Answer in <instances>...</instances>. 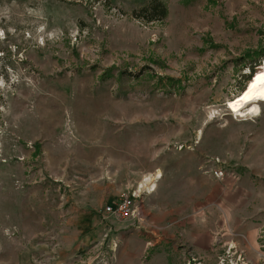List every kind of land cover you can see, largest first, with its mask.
Instances as JSON below:
<instances>
[{"label":"rangeland","instance_id":"rangeland-1","mask_svg":"<svg viewBox=\"0 0 264 264\" xmlns=\"http://www.w3.org/2000/svg\"><path fill=\"white\" fill-rule=\"evenodd\" d=\"M161 1L167 16L146 23L134 13L151 0H0V264H204L161 228L192 220L211 175L264 256L251 215L264 210V103L239 101L263 70L264 0ZM138 184L155 191L128 246L86 241L80 214ZM222 243L212 264H264Z\"/></svg>","mask_w":264,"mask_h":264},{"label":"crops","instance_id":"crops-1","mask_svg":"<svg viewBox=\"0 0 264 264\" xmlns=\"http://www.w3.org/2000/svg\"><path fill=\"white\" fill-rule=\"evenodd\" d=\"M237 96V95H236ZM156 170L160 171L161 169L157 168ZM158 179L154 180L153 186L158 184ZM212 185H214V190L205 191L202 193L203 197L198 198L197 206L193 209L192 220L187 222V224H183L177 220L170 219L168 221V227L161 228L166 231L167 229H179L182 233H186L185 242L188 243L189 248L192 249V254L202 255L203 259L207 257L208 261L204 262V264H212V261L215 263V254H212L217 245L222 243L223 245H231L230 248L233 247V243H235V237L242 238L243 242L237 240L239 246H245L247 249L251 248L253 253L255 254L253 259L259 260L264 259L263 255L256 254V245L257 243V233L258 229L253 228L250 231L244 232L241 228H234L231 226L229 221H231L232 217L237 214L245 215L247 212L242 213V211L238 210L236 206L237 199L233 195L232 192L226 194L225 188H223V180L216 179L211 175ZM155 189V188H154ZM155 190L152 189V192L149 191V188H145L141 190L142 194L145 192L154 193ZM238 195V194H236ZM257 197V196H256ZM117 200V197L112 196L108 197L105 205L112 204ZM104 205V206H105ZM158 212L162 209L160 205H156ZM166 213L172 217L174 215L180 214V209L178 208L176 212L172 208H164ZM246 209V208H245ZM236 210L237 213L234 211ZM262 208H254L253 212H251L252 216H264V210ZM249 214V213H248ZM81 220L79 221L82 226L88 228V233L86 241H91L95 236L100 237L101 234H105L112 240V244L115 246H128V242L131 241L132 235L137 233L138 225L134 220H126V221H101L99 213L92 212H84L80 214ZM200 218L199 221H196L195 218ZM197 216V217H196ZM177 227L174 228V226ZM81 226V233H85L84 227ZM173 227V228H172ZM110 229V231H108ZM236 232V233H232ZM107 239V240H108ZM223 240V241H221ZM232 240V241H230ZM229 241V242H228ZM195 251V252H194ZM264 254V253H263ZM203 261V260H202Z\"/></svg>","mask_w":264,"mask_h":264},{"label":"built area","instance_id":"built-area-1","mask_svg":"<svg viewBox=\"0 0 264 264\" xmlns=\"http://www.w3.org/2000/svg\"><path fill=\"white\" fill-rule=\"evenodd\" d=\"M214 175L217 178H220L223 173L218 171L215 172ZM158 178L157 176L153 179V181ZM144 187L141 184H138L134 189H128L123 192L119 198L113 202L112 204L105 205L100 213V218L102 221H126V220H134L137 227L139 228L145 219V215H143V202H142V192ZM110 231V229H108ZM107 235L105 234L104 237ZM98 243L97 246H99Z\"/></svg>","mask_w":264,"mask_h":264},{"label":"trees","instance_id":"trees-1","mask_svg":"<svg viewBox=\"0 0 264 264\" xmlns=\"http://www.w3.org/2000/svg\"><path fill=\"white\" fill-rule=\"evenodd\" d=\"M166 16H167V8L161 0H151V2L147 6L143 7L139 12L134 13L135 18L140 19L146 23L154 22V21H162ZM262 55L263 53L260 54L259 57H262ZM261 66L262 65H260L259 67ZM262 75H264V68L263 70L259 68L252 75L251 77L252 80L250 79L249 82L253 81L254 79H257L258 77Z\"/></svg>","mask_w":264,"mask_h":264},{"label":"bare ground","instance_id":"bare-ground-1","mask_svg":"<svg viewBox=\"0 0 264 264\" xmlns=\"http://www.w3.org/2000/svg\"><path fill=\"white\" fill-rule=\"evenodd\" d=\"M2 35H3V31L0 30V37ZM261 65H262L261 67L264 68V63H262ZM261 77H264V75H262ZM252 85H256V87L254 89H252ZM250 89H252L251 92H250ZM262 90H264V83H260L257 81V79H254L253 81L249 82V84L246 86L245 90L240 93L239 101L243 104L250 103V102L264 103V98H261V95H260ZM249 95H252L254 98L248 99L247 97ZM156 176L158 178H160L161 175L157 173ZM152 180H153L152 176L150 175L149 178H145L143 180V182H147V183L151 182L152 183L153 182Z\"/></svg>","mask_w":264,"mask_h":264},{"label":"snow or ice","instance_id":"snow-or-ice-1","mask_svg":"<svg viewBox=\"0 0 264 264\" xmlns=\"http://www.w3.org/2000/svg\"><path fill=\"white\" fill-rule=\"evenodd\" d=\"M257 81L260 83H264V77H258ZM255 87H256V85H252V89H254ZM252 89H250V92ZM260 95H261V98H264V90L261 91ZM247 98L253 99L254 97L252 95H249Z\"/></svg>","mask_w":264,"mask_h":264},{"label":"water","instance_id":"water-1","mask_svg":"<svg viewBox=\"0 0 264 264\" xmlns=\"http://www.w3.org/2000/svg\"><path fill=\"white\" fill-rule=\"evenodd\" d=\"M253 74H254V73H253ZM253 74H252V75H253ZM252 75L250 76V78L248 79V81H247V82H249V80L251 79ZM246 84H247V83H246ZM246 84L244 85V87H243L242 91H244V90H245ZM242 91H241V92H242ZM241 92H240V93H241ZM240 93H239V94H240Z\"/></svg>","mask_w":264,"mask_h":264}]
</instances>
